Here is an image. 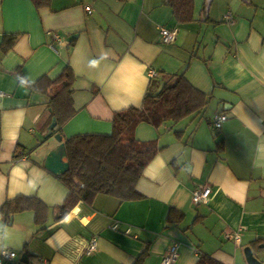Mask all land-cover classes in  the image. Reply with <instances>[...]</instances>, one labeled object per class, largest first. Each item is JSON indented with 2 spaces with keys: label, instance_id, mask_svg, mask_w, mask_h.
Returning <instances> with one entry per match:
<instances>
[{
  "label": "crops",
  "instance_id": "obj_1",
  "mask_svg": "<svg viewBox=\"0 0 264 264\" xmlns=\"http://www.w3.org/2000/svg\"><path fill=\"white\" fill-rule=\"evenodd\" d=\"M163 25L178 27L172 43L162 41ZM14 34L12 48L0 47V209L25 195L41 199L50 214L43 229L34 210L0 216V253H18L6 264H25L23 254L28 264H135L146 251L141 264H162L174 244V264H195L201 252L249 264L245 249L258 239L254 253L264 261V0H194L190 21L178 20L166 0H52L41 8L0 0V44ZM68 64L76 111L62 127L63 142L112 133L117 110L141 106L146 93L183 73L210 101L178 122L138 124L136 138L161 147L138 181L142 199L100 193L55 220L53 208L69 189L44 164L59 145L50 133L49 97L14 71L21 67L34 82ZM151 68L159 75L150 76ZM220 112L228 119L217 132L212 120ZM204 185L211 196L196 203L193 192ZM172 208L184 213L181 222H166ZM93 236L98 246L87 254Z\"/></svg>",
  "mask_w": 264,
  "mask_h": 264
},
{
  "label": "trees",
  "instance_id": "obj_2",
  "mask_svg": "<svg viewBox=\"0 0 264 264\" xmlns=\"http://www.w3.org/2000/svg\"><path fill=\"white\" fill-rule=\"evenodd\" d=\"M38 8L51 5L52 0H32ZM125 1V0H123ZM174 9L180 21L193 19L194 0H166ZM17 35H11L2 41L0 47L7 51L12 48ZM71 41L73 45L76 41ZM20 81L27 83L37 92L49 97L50 117L56 118V126L50 130L55 136L62 133L63 125L74 115L73 83L75 72L69 64L55 77L42 76L34 82L24 77L21 67L14 71ZM210 101V94L196 88L186 78L178 75L173 83H166L156 94L146 93L141 106H129L117 110L113 116V131L110 134H79L64 138L66 159L69 168L58 174L69 192L64 202L53 208L55 220L66 217L79 202L91 204L102 193L116 196L122 201L139 200L144 196L138 190V181L146 166L157 155L161 147L157 140L141 141L136 138L135 130L139 123L148 122L159 127L164 121L174 122L205 109ZM223 139L218 148H223ZM21 153L18 155L20 156ZM34 210L36 223L46 228L50 207L34 196L19 195L8 199L0 209V216L6 221L20 211ZM184 218V213L172 208L166 222L177 223ZM260 239L252 242L254 252L260 249ZM147 254L143 252L135 264ZM195 264H225L212 255L201 252Z\"/></svg>",
  "mask_w": 264,
  "mask_h": 264
},
{
  "label": "built area",
  "instance_id": "obj_3",
  "mask_svg": "<svg viewBox=\"0 0 264 264\" xmlns=\"http://www.w3.org/2000/svg\"><path fill=\"white\" fill-rule=\"evenodd\" d=\"M86 9L89 13H92L93 11L91 6H87ZM227 19L232 21V15L230 12L227 14ZM159 30H160L162 41L164 43H167V44L172 43L177 37V33H178L177 26L163 25L159 27ZM149 75L152 77H156L159 75V71H157L154 68H151L149 70ZM3 95L4 93H0V96H3ZM227 118H228V114L226 113L216 114L213 120L214 127L217 130H220L223 127V124L227 120ZM211 193H212V187L210 186H202V187L196 188L193 192V200L196 203L206 202L209 200ZM114 227H118V223H114ZM126 231L128 232L129 229H127ZM226 236L228 238L234 239L237 242L240 241L239 232H236V233L230 232V233H227ZM97 246L98 245H97L96 238H92L87 248L86 253L87 254L93 253L97 249ZM177 256H178L177 246L173 245L169 249L168 253L163 257L162 264H173ZM16 257H17L16 251L10 250V249H3L0 253V264H6L8 261H11L15 259Z\"/></svg>",
  "mask_w": 264,
  "mask_h": 264
},
{
  "label": "water",
  "instance_id": "obj_4",
  "mask_svg": "<svg viewBox=\"0 0 264 264\" xmlns=\"http://www.w3.org/2000/svg\"><path fill=\"white\" fill-rule=\"evenodd\" d=\"M210 3L212 0H207ZM56 126V118L53 117L52 123L50 125V129H53ZM55 138L59 141L58 147L52 149L45 158V166L47 169L52 171L53 173L60 174L65 172L69 168L68 161H64L63 158L66 157V149L65 143L62 141L63 137L61 134H56ZM246 258L249 264H263L262 260L256 256L253 249L251 247H247L245 249ZM27 254H23L22 261L28 263V259L26 258Z\"/></svg>",
  "mask_w": 264,
  "mask_h": 264
},
{
  "label": "bare ground",
  "instance_id": "obj_5",
  "mask_svg": "<svg viewBox=\"0 0 264 264\" xmlns=\"http://www.w3.org/2000/svg\"><path fill=\"white\" fill-rule=\"evenodd\" d=\"M230 13H231V12H230ZM231 15H232V13H231ZM226 19H227V15H226ZM227 20H228V19H227ZM229 21H230V20H229ZM232 21H233V16H232ZM220 113H225V112H220ZM217 114H219V113H217ZM226 114H227V113H226ZM214 117H215V116H214ZM214 117H213V120H214ZM227 119H228V118H227ZM213 120H212V124H213ZM225 122H226V121H225ZM225 122H224V123H225ZM213 127H214V124H213ZM214 129H215L217 132H219L222 128H221L220 130H217V129L214 127ZM59 143H60V142H59ZM65 161H67V159H66ZM204 186H210V185H204ZM210 187H211V186H210ZM206 202H207V201H206ZM201 203H205V202H201ZM232 233H233V232H232ZM235 233H236V232H235ZM92 238H95V237L93 236ZM92 238H91V239H92ZM91 239H90V241H91ZM96 240H97V239H96ZM89 244H90V243H89ZM174 245L177 246V244H174ZM88 246H89V245H88ZM172 246H173V245H172ZM172 246H171V247H172ZM171 247H170V248H171ZM87 248H88V247H87ZM2 250H3V249H2ZM2 250H1V251H2ZM10 250H11V249H10ZM14 251H15V250H14ZM86 251H87V250H86ZM177 251H178V246H177ZM16 252H17V251H16ZM167 253H168V252H167ZM167 253H166V254H167ZM17 256H18V253H17ZM178 256H179V251H178ZM178 256H177V258H178ZM177 258H176V260H177ZM176 260H175V261H176ZM175 261L173 262V264L175 263ZM262 262H263V264H264V261H262ZM25 264H28V263H25Z\"/></svg>",
  "mask_w": 264,
  "mask_h": 264
},
{
  "label": "rangeland",
  "instance_id": "obj_6",
  "mask_svg": "<svg viewBox=\"0 0 264 264\" xmlns=\"http://www.w3.org/2000/svg\"><path fill=\"white\" fill-rule=\"evenodd\" d=\"M245 256H246V254H245Z\"/></svg>",
  "mask_w": 264,
  "mask_h": 264
}]
</instances>
